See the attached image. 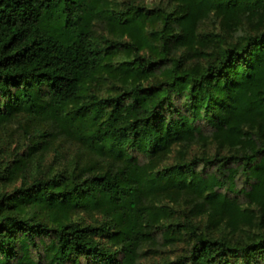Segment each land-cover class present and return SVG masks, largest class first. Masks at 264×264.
I'll return each instance as SVG.
<instances>
[{"label":"trees","instance_id":"trees-1","mask_svg":"<svg viewBox=\"0 0 264 264\" xmlns=\"http://www.w3.org/2000/svg\"><path fill=\"white\" fill-rule=\"evenodd\" d=\"M175 1L180 8L168 11L155 35L170 18L174 40L186 49L200 44L197 28L212 12L230 31L244 21L253 29L204 64L189 65L180 56L141 53L151 14L139 6L0 0V129L20 117L44 125L25 132L28 142L14 152L0 143V264H136L156 229L167 241L171 230L187 228L160 223L166 207L151 199L161 189L189 190L215 222L232 229L252 222L242 203L259 216L249 234L257 236L244 242L189 224L188 255L155 264H264V0ZM119 51L127 57L114 71L124 86L100 96L90 85L111 71L107 59ZM61 138L78 140L106 169L83 174L56 166L58 159L46 166ZM208 138L231 153L154 171L141 161ZM201 161L217 162L218 174L195 172ZM239 165L246 177L240 189ZM77 211L106 219L81 223L71 217Z\"/></svg>","mask_w":264,"mask_h":264},{"label":"rangeland","instance_id":"rangeland-1","mask_svg":"<svg viewBox=\"0 0 264 264\" xmlns=\"http://www.w3.org/2000/svg\"><path fill=\"white\" fill-rule=\"evenodd\" d=\"M111 4L119 9L127 4H132L143 8L151 14V18L146 22V47L141 53L149 54L156 57L165 55L167 59H175L179 56L189 65L194 63L204 64L206 59L213 58L219 50L225 47L226 43L242 38L251 32L253 27L247 21L239 24L237 28L230 31L219 12H212L206 19H203L197 31L201 36L200 44H196L191 49L179 46L174 40L178 33L177 25L168 18L169 24L161 37L155 33L161 32L164 28L163 19L172 8L179 9V4L175 0H110ZM98 33L103 32L101 27L96 28ZM111 35V33H110ZM166 38V40L162 39ZM125 40V39H124ZM126 41V40H125ZM152 48V49H151ZM204 53L207 56H204ZM127 55L123 51L113 54L107 59V65L111 71H105L94 83L90 85L92 90L100 96L117 94L124 86L122 80L118 78L114 71L116 64L126 58ZM160 76H156L152 80H158ZM148 80L144 82L146 85L150 83ZM34 127L44 128L43 123L29 121L26 118H19L12 124L0 129V143L10 151H15V147H23L28 142V135ZM231 153L224 146L218 145L211 138L205 141H198L189 145L175 144L170 150L157 157H141V161L152 168V171L163 166H170L179 162H188L191 159L220 158ZM58 159L56 166H65L69 169L75 168L77 172L89 174L95 171H104L106 169L102 159L89 154L78 140L61 138L53 144V149L47 152L45 165L50 166L51 163ZM107 159V158H103ZM218 163L205 165L202 161L195 168V172H210L218 174ZM238 170L236 176V187L240 189L245 185L246 177L243 172L242 165L236 167ZM18 185V181L14 182ZM198 198H196L189 190L177 189H161L152 197V206H165L168 218L160 223H168V221H179L187 226L185 230L173 231L170 239L164 241L160 232L163 229H156L153 241L144 243L141 252L142 256L136 264H155L163 261H175L184 259L188 255V251L194 241V235H191L189 224L196 231L209 232L214 236H223L231 243L244 242L248 238H255L257 235H249L257 231L258 208L247 203H242L241 208L251 214L252 222L249 224H239L237 228L232 229L228 225L215 222L212 216L208 215L199 206ZM71 217L81 223H101L106 218L100 212L95 211H77L73 212ZM191 227V226H190ZM104 239V237H102ZM120 259V257H119ZM238 264V263H234ZM262 264V263H259Z\"/></svg>","mask_w":264,"mask_h":264}]
</instances>
